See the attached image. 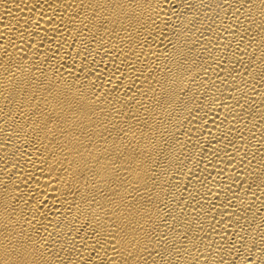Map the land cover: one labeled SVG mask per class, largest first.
Instances as JSON below:
<instances>
[{"label":"bare ground","instance_id":"bare-ground-1","mask_svg":"<svg viewBox=\"0 0 264 264\" xmlns=\"http://www.w3.org/2000/svg\"><path fill=\"white\" fill-rule=\"evenodd\" d=\"M0 264H264V0H0Z\"/></svg>","mask_w":264,"mask_h":264}]
</instances>
